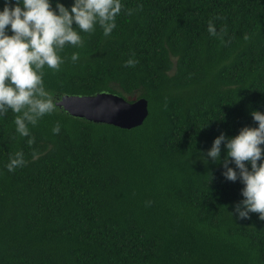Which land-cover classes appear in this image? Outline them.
I'll list each match as a JSON object with an SVG mask.
<instances>
[{
	"label": "trees",
	"instance_id": "trees-1",
	"mask_svg": "<svg viewBox=\"0 0 264 264\" xmlns=\"http://www.w3.org/2000/svg\"><path fill=\"white\" fill-rule=\"evenodd\" d=\"M73 2L49 0L53 10ZM137 2L110 35L97 24L81 46L66 44L43 79L58 97L144 98L140 125L59 106L35 126L25 119L28 145L17 113L0 116V264H264V220L239 216L244 184L222 174L226 159L236 165L223 143L218 158L207 154L221 133L256 127L252 112L264 113V0H122ZM217 15L227 44L207 31ZM133 53L138 63L126 66ZM17 150L27 163L10 172Z\"/></svg>",
	"mask_w": 264,
	"mask_h": 264
},
{
	"label": "clouds",
	"instance_id": "clouds-1",
	"mask_svg": "<svg viewBox=\"0 0 264 264\" xmlns=\"http://www.w3.org/2000/svg\"><path fill=\"white\" fill-rule=\"evenodd\" d=\"M142 7L140 2L135 8L126 7L122 0H74L70 9L57 3L53 10L49 0H4L0 7V116L9 108L17 113L13 119L15 131L21 137L29 136L27 144L32 145L34 137L29 135L25 119L35 126L42 116L57 111L61 102V98L45 86V67L59 69L64 62L60 53L65 45H82L81 32L90 33L98 24L103 35L108 36L116 28L122 10L131 16ZM216 19L220 17L209 19L207 31L227 44L230 42L225 39L227 26L221 25L217 32ZM73 21L79 32L73 29ZM79 55L73 51L69 59L75 62ZM134 57L135 53L124 64L133 67L138 63ZM252 117L258 122L256 127H244L227 139L221 133L213 140L207 154L215 160L224 144L227 157L236 168L228 167L226 159L222 174L229 180H235L239 175L244 184L240 202L243 207L238 205L236 209L239 216L247 218L250 212H256L264 220V148L261 147L264 145V113L253 111ZM60 127V121H57L51 131L58 133ZM32 155L35 158V151ZM26 163L24 152L17 150L9 155L5 167L11 172Z\"/></svg>",
	"mask_w": 264,
	"mask_h": 264
},
{
	"label": "water",
	"instance_id": "water-1",
	"mask_svg": "<svg viewBox=\"0 0 264 264\" xmlns=\"http://www.w3.org/2000/svg\"><path fill=\"white\" fill-rule=\"evenodd\" d=\"M60 107L73 116L122 128L140 125L148 114L147 100L128 101L111 92L93 95H62Z\"/></svg>",
	"mask_w": 264,
	"mask_h": 264
}]
</instances>
